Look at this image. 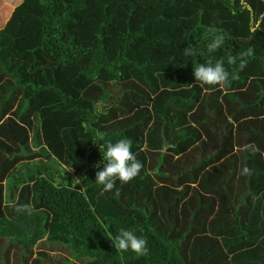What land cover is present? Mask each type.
I'll return each instance as SVG.
<instances>
[{"label": "trees", "instance_id": "1", "mask_svg": "<svg viewBox=\"0 0 264 264\" xmlns=\"http://www.w3.org/2000/svg\"><path fill=\"white\" fill-rule=\"evenodd\" d=\"M217 61L228 82L194 84ZM121 138L143 167L101 194L99 143ZM121 229L147 254L115 250ZM0 264H264V0L14 7L0 28Z\"/></svg>", "mask_w": 264, "mask_h": 264}, {"label": "clouds", "instance_id": "2", "mask_svg": "<svg viewBox=\"0 0 264 264\" xmlns=\"http://www.w3.org/2000/svg\"><path fill=\"white\" fill-rule=\"evenodd\" d=\"M224 42V36L217 35L213 41L208 45L209 52H212L221 47ZM253 55V49L249 48L247 51L240 54V68L241 70L246 66L245 57ZM236 57H230L229 63H236ZM192 75L194 77V84L204 85H225L229 79V73L224 68L223 61H217L215 65L200 64L193 68ZM98 137L102 140L103 137L98 133ZM98 142V141H93ZM99 148L105 149L102 154L103 168L95 172V183L102 185V192H109L116 187V182L119 181L121 185L133 180L142 169V163L137 159L136 155L131 151V141L127 138H121L115 143L106 141L104 144L99 143ZM253 152L258 149L253 148ZM94 168H100V162L93 165ZM71 167H66L65 173L71 172ZM64 173V175H65ZM242 174L250 175L251 170L247 167L242 169ZM82 182L79 176H73L71 184L75 187ZM117 189V193H118ZM27 206H21L17 210L21 211ZM112 246L115 250L120 252H127L131 250L137 256L146 255L148 252L147 241L142 237L135 235L132 230L121 229L119 234L112 239Z\"/></svg>", "mask_w": 264, "mask_h": 264}, {"label": "crops", "instance_id": "3", "mask_svg": "<svg viewBox=\"0 0 264 264\" xmlns=\"http://www.w3.org/2000/svg\"><path fill=\"white\" fill-rule=\"evenodd\" d=\"M19 2H20V1H19ZM18 4H19V3H18ZM16 6H17V5H16ZM16 6H14V7H16ZM14 7H13L11 10H13ZM11 10H10V11H7V9L5 8L4 10L1 11V17H0V28H2V27L4 26L5 22L7 21L9 15H10V13H11ZM216 150H217V149H213L212 151L207 150V151L205 152V154H204V158H205V159H206V158H210V154H211V153H215V154H216ZM197 155H198V154H197ZM236 156H237V155H236ZM192 158H193V159L190 161V166H189L190 169L192 168L193 165L195 166V163H197V164L200 163V162H198V161H199V160H198L199 156H193ZM219 158H221V159L218 160L219 163H221V164L224 163L225 166H226L227 168L230 167V162L226 159V157L223 158V156H221V157H219ZM237 162H238V161H237ZM213 167H215V163H214L213 165L207 167L206 170H207L209 173H210V172H213V171H215V168L212 169ZM239 168H240V164H239V162H238L237 165H236V169H239ZM184 170H186V167H184Z\"/></svg>", "mask_w": 264, "mask_h": 264}, {"label": "rangeland", "instance_id": "4", "mask_svg": "<svg viewBox=\"0 0 264 264\" xmlns=\"http://www.w3.org/2000/svg\"><path fill=\"white\" fill-rule=\"evenodd\" d=\"M19 1L21 2L22 0H0V17H1L2 10L6 8L7 11H10L14 6L20 3Z\"/></svg>", "mask_w": 264, "mask_h": 264}]
</instances>
